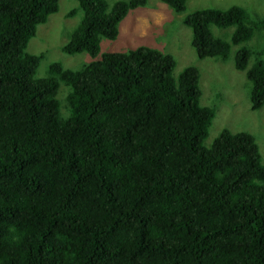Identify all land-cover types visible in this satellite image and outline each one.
Listing matches in <instances>:
<instances>
[{
  "label": "trees",
  "instance_id": "trees-1",
  "mask_svg": "<svg viewBox=\"0 0 264 264\" xmlns=\"http://www.w3.org/2000/svg\"><path fill=\"white\" fill-rule=\"evenodd\" d=\"M82 11L61 52L94 59L100 39L148 0H75ZM59 0H0V264H264V164L248 132L222 129L201 105L199 70L172 76V55L139 47L79 69L36 73L26 51ZM174 13L187 0H161ZM182 23L198 59L227 60L264 17L202 8ZM211 27H233L229 40ZM252 58V64L248 63ZM234 68L264 106V62L239 47ZM66 88L67 115L58 98ZM69 88V89H68Z\"/></svg>",
  "mask_w": 264,
  "mask_h": 264
},
{
  "label": "rangeland",
  "instance_id": "rangeland-1",
  "mask_svg": "<svg viewBox=\"0 0 264 264\" xmlns=\"http://www.w3.org/2000/svg\"><path fill=\"white\" fill-rule=\"evenodd\" d=\"M116 1L106 0L109 8ZM233 5L245 8L251 19L264 17V0H187L185 11L178 14L161 0H148L145 6L129 11L118 23V35L115 40L100 39L99 53L92 59L86 53L70 56L61 52V47L68 42L71 32L80 23L82 11L78 10L68 17L67 14L77 8L76 1L59 0L58 11L50 15L47 22L37 27L26 51L32 55H44L36 73L37 77H45L47 67L53 62H60L62 66L75 70L93 60H99L105 53L127 52L139 47L169 53L175 61L172 76L177 77L184 67H196L200 73L201 105L216 109L204 145L209 146L224 128L233 133L248 132L255 138L261 162L264 164V106L258 111L250 109V84L245 73L234 68V54L242 46L259 52L264 62V41L260 33L256 31L247 42L232 46L225 61L198 59L191 46V30L182 23V19L195 10H224ZM211 31L215 37L229 40L233 27H211ZM251 64L252 58L248 67ZM65 96L66 88L62 84L58 92L62 116L67 115L64 107Z\"/></svg>",
  "mask_w": 264,
  "mask_h": 264
}]
</instances>
